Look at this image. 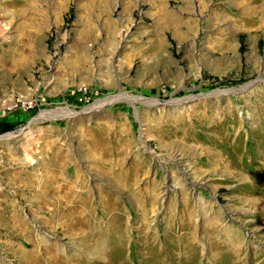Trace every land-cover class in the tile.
<instances>
[{
  "label": "rangeland",
  "instance_id": "obj_1",
  "mask_svg": "<svg viewBox=\"0 0 264 264\" xmlns=\"http://www.w3.org/2000/svg\"><path fill=\"white\" fill-rule=\"evenodd\" d=\"M7 134L0 264H264V0H0Z\"/></svg>",
  "mask_w": 264,
  "mask_h": 264
},
{
  "label": "bare ground",
  "instance_id": "obj_2",
  "mask_svg": "<svg viewBox=\"0 0 264 264\" xmlns=\"http://www.w3.org/2000/svg\"><path fill=\"white\" fill-rule=\"evenodd\" d=\"M13 137V134H7V135H5V136H3V137H0V139H4V140H7V139H10V138H12ZM28 158V157H27ZM46 242V241H45Z\"/></svg>",
  "mask_w": 264,
  "mask_h": 264
}]
</instances>
